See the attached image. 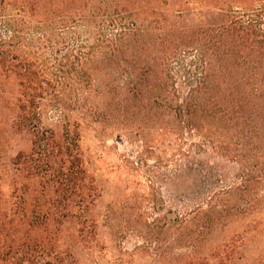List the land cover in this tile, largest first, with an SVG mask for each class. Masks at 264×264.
Listing matches in <instances>:
<instances>
[{"label":"rangeland","instance_id":"1","mask_svg":"<svg viewBox=\"0 0 264 264\" xmlns=\"http://www.w3.org/2000/svg\"><path fill=\"white\" fill-rule=\"evenodd\" d=\"M249 1L251 6L264 2ZM191 7L194 13L202 9L196 3ZM95 12L96 29L70 27L62 42L52 39L45 55L49 72L56 73L59 62L67 65L68 76L55 86L48 83V89H63L65 112L76 117L87 107L94 111L79 121L77 144L97 185L93 220L84 223L85 230L65 224L72 228L74 253L47 264H182V254L206 257L212 264H264V115L243 110L242 117L233 118L229 110L235 109L215 105L208 113L190 112L194 122H187L179 106L190 93L187 83L194 81L188 66L182 68L195 59L191 49L176 53L185 55L184 61L171 63L166 86L153 81L139 91L127 84L126 71L137 64L132 55L159 54L161 40L205 36L195 25L198 13L189 22L166 16L176 21L172 26L148 21L144 32L152 47L138 41L120 56L124 63L117 53L80 55L98 37L111 40L117 33L104 19L108 10ZM5 16L19 18L14 9ZM24 21H18L22 37L35 40ZM6 27L1 21L0 36ZM55 108L43 111L42 124L59 118ZM6 180L3 188L9 192ZM198 209L208 211L195 213ZM225 244L235 251L227 252Z\"/></svg>","mask_w":264,"mask_h":264},{"label":"trees","instance_id":"2","mask_svg":"<svg viewBox=\"0 0 264 264\" xmlns=\"http://www.w3.org/2000/svg\"><path fill=\"white\" fill-rule=\"evenodd\" d=\"M191 3L202 9L194 13ZM251 4L249 0H0V22L7 24L0 36V264L62 262L67 252L74 253L69 242L72 228L65 224L76 223V231L82 233L84 223L93 220L97 185L87 173L77 141L79 121L94 111L87 107L74 117L65 112L63 89H48V83L55 86L68 76L63 62L57 64L56 73L48 70L45 55L52 39L62 42L67 29L77 24L96 29L95 8L108 10L110 16L104 19L115 26V38L98 37L80 55L92 59L117 53L118 62L125 63L120 56L138 41L145 49L152 47L144 32L148 21L172 26L176 21L168 15L189 22V16L198 13L195 25L205 36L161 40L159 54L132 55L138 71L134 66L126 71L127 84L139 91L153 81L166 86L171 63L184 61L185 55L176 53L191 49L195 59L182 68L188 66L186 72L194 81L187 83L190 93L179 106L181 115L189 117L187 122L192 125L193 113H208L215 105L235 109L229 110L233 118L242 117L243 110L250 114L258 109L264 115V2ZM7 9L16 10L19 18L6 17ZM23 19L21 24L32 27L35 40L22 37ZM51 106L58 109L59 118L42 124L41 115ZM5 179L9 192L3 188ZM230 245L224 249L233 253L235 247ZM182 256V264H212L206 257Z\"/></svg>","mask_w":264,"mask_h":264}]
</instances>
